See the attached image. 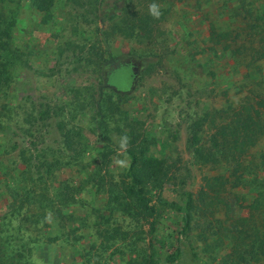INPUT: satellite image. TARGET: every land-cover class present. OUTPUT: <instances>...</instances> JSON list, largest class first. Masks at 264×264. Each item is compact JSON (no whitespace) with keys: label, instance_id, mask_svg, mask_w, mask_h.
Wrapping results in <instances>:
<instances>
[{"label":"rangeland","instance_id":"1","mask_svg":"<svg viewBox=\"0 0 264 264\" xmlns=\"http://www.w3.org/2000/svg\"><path fill=\"white\" fill-rule=\"evenodd\" d=\"M0 18L12 23L15 51L0 86L7 254L33 264H153L154 248L159 264H187L189 253L167 261L186 208L189 252L209 264H264L246 254L264 234V0H55L49 14L32 0H0ZM116 59H131L138 73L121 96L103 82ZM246 108L259 121L256 143L236 157L222 144L216 149L214 137L223 140ZM198 120L199 146L217 150V162L188 147ZM61 124L82 154L65 149ZM135 139L147 141L167 169L151 190L154 228L152 218L109 203ZM55 160L61 165L49 174L46 163Z\"/></svg>","mask_w":264,"mask_h":264},{"label":"trees","instance_id":"2","mask_svg":"<svg viewBox=\"0 0 264 264\" xmlns=\"http://www.w3.org/2000/svg\"><path fill=\"white\" fill-rule=\"evenodd\" d=\"M33 5L37 10L49 14L55 0H32ZM12 23L3 25V19L0 18V86L4 85L10 79L11 66L14 63L15 51L12 49L9 39L12 37L11 32ZM226 34V33H225ZM230 48V45H226ZM127 61H120L119 72L123 73L122 80L117 81L116 77L110 76L112 64L109 62L104 67L103 82L105 86H109L115 93L125 95L131 91L134 85L136 77L135 71L130 69V65ZM134 71V72H133ZM133 72V75L131 74ZM135 74V75H134ZM108 87V88H109ZM258 104L264 105V100H260ZM245 112V113H244ZM243 109L236 113L232 124L224 128V139L220 140L219 137H214V145L216 149H219L221 144L223 148H227L229 151L241 155L246 152L247 147L254 145L258 139L259 121L256 119V115L251 114V108ZM258 113V111H257ZM50 109L40 113L42 120L50 117ZM203 121L198 120L191 124L190 133L188 138V147L192 149L195 154L205 162H217V150L204 151L200 146V128ZM62 125V124H61ZM62 125L61 129L64 135V147L68 151L74 152L76 155L82 154L83 148L79 140L77 139L73 131L70 134L66 133ZM65 130V131H64ZM108 137V136H107ZM128 156L130 158L128 169L126 170L124 177L121 181L108 189L109 203L114 205L119 211L132 216L134 218H152L151 228H154L155 218L159 214V209L155 203H153V195L151 190L154 187L160 186L164 178L167 175V169L165 161L157 155L150 153L148 142L145 140L135 139L127 149ZM233 157H236L234 154ZM61 162L55 160L54 162L46 163L47 171L52 174L54 168L59 167ZM66 184L63 185V190L59 195V199L66 205ZM68 188V187H67ZM45 205H40L44 207ZM50 205H46L45 207ZM259 206V205H255ZM191 208V206H190ZM183 214V226L177 237V245L170 254L167 261L175 262L182 260L188 253L190 254L192 262L198 264H209L201 259L196 253L189 252V245L185 237V231L191 225L192 215L189 209H182ZM117 234H120L119 229L115 228ZM251 236V235H249ZM259 240L252 242L250 249H247V253L250 257H254L256 260L258 256H263L264 260V234L259 236ZM261 237V239H260ZM260 241L261 251H258L256 244ZM156 250L153 248L151 254V260L153 264H159L155 257ZM191 260L186 259V263L189 264ZM0 264H33L29 259H26L24 255L7 254L6 248L3 247L0 241Z\"/></svg>","mask_w":264,"mask_h":264},{"label":"flooded vegetation","instance_id":"3","mask_svg":"<svg viewBox=\"0 0 264 264\" xmlns=\"http://www.w3.org/2000/svg\"><path fill=\"white\" fill-rule=\"evenodd\" d=\"M127 62V64H129L130 65V69H132L133 68V66L131 65V59H129V60H126ZM110 63L112 64V69H111V73H110V76H112L111 74H112V72H114L113 73V76H115L116 77V80L117 81H121L122 80V75H123V73H120L119 72V68H120V66H119V63H120V60L119 59H116V60H113V61H110ZM132 67V68H131ZM134 72V71H133ZM133 72H131V74L133 75ZM136 74V75H135ZM135 76L136 77H134L135 78V80H136V78L138 77V73H137V71H135ZM109 87V86H108ZM110 89H113V88H111V87H109Z\"/></svg>","mask_w":264,"mask_h":264},{"label":"water","instance_id":"4","mask_svg":"<svg viewBox=\"0 0 264 264\" xmlns=\"http://www.w3.org/2000/svg\"><path fill=\"white\" fill-rule=\"evenodd\" d=\"M18 24H20V22H18Z\"/></svg>","mask_w":264,"mask_h":264}]
</instances>
